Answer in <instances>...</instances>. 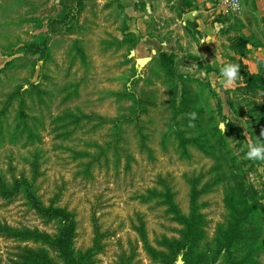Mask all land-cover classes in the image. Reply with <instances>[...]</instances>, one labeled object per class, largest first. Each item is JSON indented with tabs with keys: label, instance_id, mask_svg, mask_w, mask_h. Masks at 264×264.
Returning <instances> with one entry per match:
<instances>
[{
	"label": "rangeland",
	"instance_id": "374dc122",
	"mask_svg": "<svg viewBox=\"0 0 264 264\" xmlns=\"http://www.w3.org/2000/svg\"><path fill=\"white\" fill-rule=\"evenodd\" d=\"M253 1L207 0L201 45L137 0H0V264H264Z\"/></svg>",
	"mask_w": 264,
	"mask_h": 264
},
{
	"label": "crops",
	"instance_id": "0c3cea01",
	"mask_svg": "<svg viewBox=\"0 0 264 264\" xmlns=\"http://www.w3.org/2000/svg\"><path fill=\"white\" fill-rule=\"evenodd\" d=\"M145 6L146 12H139L143 15L146 21L149 20L152 14L158 17V25L161 24L160 18L163 19L170 18L168 16L173 15V10L181 11V18H178L179 24L182 27L183 41H188L189 31H193L197 37V43L203 45V42H208L213 39L214 34L209 33V30L215 31L216 26L219 25V29L224 26V21L213 23L212 19L207 16L210 9L208 8L209 3L207 0H137ZM262 2V1H261ZM264 9V1L262 2ZM134 5V4H133ZM242 11L240 15V21L245 25H252V21L255 23V19L252 18V15L255 13V3L253 0H242ZM136 9V6L134 5ZM137 10V9H136ZM136 13V12H135ZM161 13L164 15L161 16ZM154 16V17H155ZM156 18V17H155ZM143 24L146 25L148 22L143 21ZM247 29V27H246Z\"/></svg>",
	"mask_w": 264,
	"mask_h": 264
},
{
	"label": "clouds",
	"instance_id": "9594fccd",
	"mask_svg": "<svg viewBox=\"0 0 264 264\" xmlns=\"http://www.w3.org/2000/svg\"><path fill=\"white\" fill-rule=\"evenodd\" d=\"M228 0H225V3H227ZM232 9L233 11H238L240 9V2L239 0H232ZM219 25L216 26L217 31L219 30ZM203 43V41H202ZM239 73H240V66L238 64H227L225 67L221 68V79L218 81L219 85L222 89H229L232 88L237 79H239ZM190 119L195 120L196 119V113H189ZM193 126L194 125H191ZM226 128V126H225ZM261 136H264V132L261 133ZM248 151L246 153L245 159L249 161H260L264 162V144H260L257 142L256 144H253L249 142L247 144Z\"/></svg>",
	"mask_w": 264,
	"mask_h": 264
},
{
	"label": "built area",
	"instance_id": "2783aa9c",
	"mask_svg": "<svg viewBox=\"0 0 264 264\" xmlns=\"http://www.w3.org/2000/svg\"><path fill=\"white\" fill-rule=\"evenodd\" d=\"M217 2H218V8L220 9V12L223 15H227V16L233 15L240 10L239 9L238 11H233L232 6H231L232 0H228L227 3H225V0H217ZM239 2H240V8H241V0H239Z\"/></svg>",
	"mask_w": 264,
	"mask_h": 264
},
{
	"label": "trees",
	"instance_id": "16d2710c",
	"mask_svg": "<svg viewBox=\"0 0 264 264\" xmlns=\"http://www.w3.org/2000/svg\"><path fill=\"white\" fill-rule=\"evenodd\" d=\"M60 211H61V210H59L58 212H56V213L54 214V217H59V216H60V213H61ZM68 221H69V225H72L73 222L70 221L69 218H68Z\"/></svg>",
	"mask_w": 264,
	"mask_h": 264
}]
</instances>
